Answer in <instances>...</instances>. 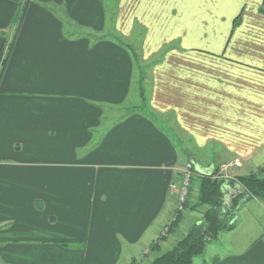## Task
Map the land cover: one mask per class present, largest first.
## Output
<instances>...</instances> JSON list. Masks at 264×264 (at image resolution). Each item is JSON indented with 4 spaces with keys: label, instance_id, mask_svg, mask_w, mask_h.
Masks as SVG:
<instances>
[{
    "label": "crops",
    "instance_id": "0c3cea01",
    "mask_svg": "<svg viewBox=\"0 0 264 264\" xmlns=\"http://www.w3.org/2000/svg\"><path fill=\"white\" fill-rule=\"evenodd\" d=\"M16 8L0 0V264H131L186 162L264 165V0H26L13 26ZM223 185L228 206L244 194ZM207 209L187 204L162 250ZM235 220L193 264H264V201Z\"/></svg>",
    "mask_w": 264,
    "mask_h": 264
},
{
    "label": "trees",
    "instance_id": "16d2710c",
    "mask_svg": "<svg viewBox=\"0 0 264 264\" xmlns=\"http://www.w3.org/2000/svg\"><path fill=\"white\" fill-rule=\"evenodd\" d=\"M25 3L26 0H18V8L12 20L13 26H18L21 21ZM211 175L204 174L203 178L199 179L198 203L191 207L194 209L197 205L208 206L204 219L194 224L186 234L177 239L170 250L157 255L150 264H193L194 259L205 252L209 242L216 239L221 232L235 228V218L244 200L257 198L264 201V169L260 173L238 177L245 189L244 194L234 198L229 206L224 203L223 182L213 180ZM181 218L182 212H179L172 228L178 225ZM151 248L157 250V244H153Z\"/></svg>",
    "mask_w": 264,
    "mask_h": 264
},
{
    "label": "rangeland",
    "instance_id": "374dc122",
    "mask_svg": "<svg viewBox=\"0 0 264 264\" xmlns=\"http://www.w3.org/2000/svg\"><path fill=\"white\" fill-rule=\"evenodd\" d=\"M112 1L113 0H110L111 4H112ZM110 29H111L110 33L114 32V29H113L112 25H110ZM140 33H141V30L137 29L136 35H139ZM137 42L138 41H136V43ZM136 46H137V44H136ZM149 89H150L149 88V83L142 82L141 89L137 88L136 90H134V92L130 96V98H129L128 102H127L128 106L136 105V104H138L139 102H142V101L145 102L147 100L148 96H149ZM262 169H264V165L260 166L259 168L253 169V170H251L250 172H248L247 174H244V175H250L252 173H260L262 171ZM225 171H229V170H227V168H226ZM224 172L221 170L220 166L215 168V170L211 173L212 174L211 175L212 179L215 180V181H222L223 184L228 182V181H231V182H234V183H239L240 186L243 187L242 183L240 182V179L238 178L239 176H243V175H239V176L236 175V174L231 175L232 172H230V173H224ZM203 176H204V174L198 173L196 170L194 171V175L192 177V185L190 187V193L188 195L187 200L185 201V203L183 204L182 207H180L181 203H179V201H178L179 207H178V210L176 212V215L172 218V220L168 224L165 225V227L163 228L162 234L160 235L159 239L154 243L155 245L157 244L158 249L156 250V249H153V248L150 247L149 249H147L141 255V257H140V259H138V261L134 260V261H132L131 264H150L151 261L157 255H159V254L164 252V250H162V248H163L162 245L164 244V241H166L167 240V236L170 237L173 234V232L176 230V228L178 227V225H177L175 228H172V224L174 223L175 219L177 218L178 213L182 212L185 209L186 204H189V206L192 207L193 205H191V204L198 203V198H196V196L198 194H197L196 191L198 189V193H199V187H200V180L199 179H202ZM181 178H182V174H181ZM180 183H181V179H180ZM191 189L193 190V192H191ZM178 190H179V187L177 189V193H178ZM177 200H178V198H177ZM197 206H198L197 208H200L201 210L202 209L203 210L207 209L206 207H208L206 205H197ZM194 209H196V208H194ZM165 245L168 246V243H165Z\"/></svg>",
    "mask_w": 264,
    "mask_h": 264
},
{
    "label": "built area",
    "instance_id": "2783aa9c",
    "mask_svg": "<svg viewBox=\"0 0 264 264\" xmlns=\"http://www.w3.org/2000/svg\"><path fill=\"white\" fill-rule=\"evenodd\" d=\"M195 170L196 169L194 167V164L188 161L185 163L181 171L182 178H181V183L179 185V190L177 193L178 201L179 203H181L180 207L183 206V204L188 198V195L190 193V187L192 185V177L194 175Z\"/></svg>",
    "mask_w": 264,
    "mask_h": 264
},
{
    "label": "water",
    "instance_id": "95a60500",
    "mask_svg": "<svg viewBox=\"0 0 264 264\" xmlns=\"http://www.w3.org/2000/svg\"><path fill=\"white\" fill-rule=\"evenodd\" d=\"M239 189L241 192H244V190H245L244 187H242V186H240Z\"/></svg>",
    "mask_w": 264,
    "mask_h": 264
}]
</instances>
